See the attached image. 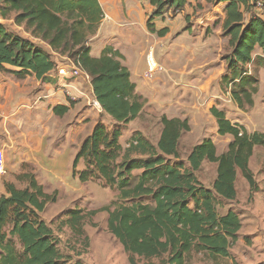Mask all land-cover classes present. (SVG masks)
Here are the masks:
<instances>
[{"label":"trees","instance_id":"trees-1","mask_svg":"<svg viewBox=\"0 0 264 264\" xmlns=\"http://www.w3.org/2000/svg\"><path fill=\"white\" fill-rule=\"evenodd\" d=\"M149 1L154 10L147 29L162 36L166 30L156 31L154 20L181 12L192 0ZM205 1L224 4L223 35L228 37L230 52L225 57L221 88L229 89L231 101L247 111L258 90L257 70L264 67V58H253L256 48L264 50V20L253 16L250 0ZM0 16L12 18L54 53L77 62L90 79L102 113L115 123L112 130L101 122L94 127L74 158L73 176L81 183L101 181L117 192L116 199L122 203L87 212L70 210L63 224L82 238L87 248L85 219L106 212L107 229L122 247L128 264H137L136 259L145 264H157L153 259L160 264H188L193 254L213 263L229 258L241 221L232 210L219 214L218 207L222 201L236 199L238 172L248 184L249 200L257 191L249 161L254 148L264 150V133H247L213 107L210 113L216 120L217 134L232 138L221 154L211 139H204L190 149L186 164H173L170 159L179 160L180 140L190 128L186 119L165 116L159 119L155 145L136 133L122 148V130L140 115L145 101L136 94L118 51L105 47L100 57L90 55L89 42L103 18L98 0H0ZM252 64L254 68L249 71ZM54 67L50 54L41 46L0 24L1 73L18 78L33 75L46 81ZM79 162L84 165L82 171H77ZM205 162L216 165L211 189L196 177ZM134 171L140 172L134 175ZM5 189L6 194L0 197V264H82L62 255L54 230L41 218L46 207L57 202L56 192H44L34 179L24 189L10 183ZM85 252L74 251V255Z\"/></svg>","mask_w":264,"mask_h":264},{"label":"crops","instance_id":"crops-1","mask_svg":"<svg viewBox=\"0 0 264 264\" xmlns=\"http://www.w3.org/2000/svg\"><path fill=\"white\" fill-rule=\"evenodd\" d=\"M98 2L103 18L89 42L90 55L100 57L105 47L118 51L136 94L145 101L140 115L122 130L119 139L122 148L127 147L128 140L136 133L155 145L162 116L186 119L190 130L185 134L191 137L202 136L203 140L211 139L213 143V137H217L228 145L232 138L217 134L216 120L210 113L213 107L223 111L232 124L244 127L247 133H264V67L257 70L258 90L247 111L240 110L231 101L229 89L221 88V79L226 75L225 57L230 52L228 37L223 35V3L192 0L181 12L155 19V30H166L159 36L150 33L146 26L154 10L149 0ZM245 16L248 17V13ZM11 26L20 37L37 42L22 26L15 23ZM42 46L50 52L47 45ZM151 48L165 73L147 81L143 72L146 54ZM255 57L264 58V50L256 48ZM248 67L252 71L254 64ZM5 68L18 70L11 66ZM64 86L69 95L65 94ZM258 95L261 96V110L255 106ZM89 97L94 98L90 79L66 82L48 74L47 80L42 81L33 75L18 78L0 72V150L4 164V173L0 174V197L6 194V183L24 189L31 179L42 186L44 192H56L57 201L64 197L71 162L100 123L96 113L88 108ZM152 129H158L154 141L147 137ZM255 150L262 151L264 160V150L256 147L253 153ZM77 167V171L84 169L82 162ZM255 175L264 183L262 168ZM76 192L70 199L78 197ZM263 192L261 187L260 194Z\"/></svg>","mask_w":264,"mask_h":264},{"label":"rangeland","instance_id":"rangeland-1","mask_svg":"<svg viewBox=\"0 0 264 264\" xmlns=\"http://www.w3.org/2000/svg\"><path fill=\"white\" fill-rule=\"evenodd\" d=\"M166 15L167 14H165V16ZM10 20H12V23ZM13 23L14 21L12 18L3 19L0 16V24L4 25L8 31L17 34V30L11 26ZM20 26L25 30L23 25ZM35 44L41 46L48 52L54 62L61 61L59 57L52 55L42 44L40 45L38 42H35ZM162 73H165V71L156 76ZM156 76L154 78H156ZM260 97L261 96L258 95L255 99L257 110H261ZM88 108L96 113L99 122L109 130L115 127V123L105 113L99 112V110L89 105ZM258 114H260V112H258ZM157 131L158 129H152L151 132L147 134V137L151 141H154ZM202 140V136L191 137L188 134H184L179 143V160L171 158L170 161L173 164H186V157L190 149ZM213 141L218 154L227 150V144L224 143L221 138L213 137ZM72 153L74 155V149H72ZM250 166L257 184V193L255 192L256 194H253L255 200L253 197L251 200L248 199V184L241 177L240 172H238L235 182L236 199L234 201H222L218 207L219 214H224L226 211L232 210L238 214L241 221V229L238 232L237 241L229 250L230 257L219 258L213 263L200 254H193L188 264H264V192L260 194V188L262 187L264 190V183L259 182L257 180L258 177L256 178L255 175L260 168L264 170L262 151L259 150L258 152V150H255L250 158ZM70 170L71 173L65 185L66 190L64 197L54 204H49L41 214V218L54 230L55 236L59 239L58 248L60 252L64 256H70L72 261H79L82 264H128L127 256L122 250V247L107 229L106 212L99 211L94 216L85 219L83 229L85 235L89 239L87 248L85 247L83 239L72 233L70 229L63 224L70 210L82 209L87 212L99 210L107 205L122 203L116 199L117 192L104 186L101 181L80 184L77 177L73 176L72 162ZM138 172L140 171H134L133 173ZM215 176L216 165L207 162H205L200 171L196 173L198 181L207 189H211ZM135 178L136 177H133V179ZM75 192L78 197L76 199H70ZM144 199L146 201V197L142 199L143 202ZM74 251L86 252L82 253L81 256H75ZM136 262L137 264H145V261L141 259H136ZM152 262L160 264L157 259H153Z\"/></svg>","mask_w":264,"mask_h":264},{"label":"built area","instance_id":"built-area-1","mask_svg":"<svg viewBox=\"0 0 264 264\" xmlns=\"http://www.w3.org/2000/svg\"><path fill=\"white\" fill-rule=\"evenodd\" d=\"M252 6V12L254 13L253 16L261 18L264 20V0H250ZM37 42L41 45H46L39 39H36ZM50 53L59 57L61 59L60 62H54L55 67L53 71L50 73L53 78L62 79L63 81L70 82L74 81L79 78L89 79L88 75L82 70L80 65L68 58L67 56H59L58 54L54 53L50 49ZM146 68L143 72V78L147 81H151L157 74L164 72L165 69L162 65H160L154 58L153 49L151 48L145 58ZM67 87L64 86L63 90L66 95H69ZM87 103L89 106L101 111L99 103L96 101L95 98H88ZM4 173V164H3V154L0 150V174Z\"/></svg>","mask_w":264,"mask_h":264}]
</instances>
